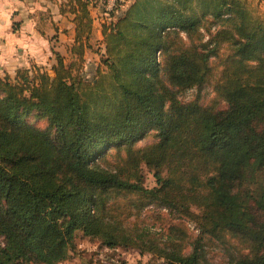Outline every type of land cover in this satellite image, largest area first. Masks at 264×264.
<instances>
[{"label": "trees", "instance_id": "16d2710c", "mask_svg": "<svg viewBox=\"0 0 264 264\" xmlns=\"http://www.w3.org/2000/svg\"><path fill=\"white\" fill-rule=\"evenodd\" d=\"M247 2L134 0L103 27L108 77L75 75L82 44L78 63L0 75V264H61L77 232L159 264H211L206 239H231L232 264H264V15ZM69 6L90 40L91 0ZM211 84L226 111L178 98ZM149 206L168 211L165 233L129 223Z\"/></svg>", "mask_w": 264, "mask_h": 264}, {"label": "rangeland", "instance_id": "374dc122", "mask_svg": "<svg viewBox=\"0 0 264 264\" xmlns=\"http://www.w3.org/2000/svg\"><path fill=\"white\" fill-rule=\"evenodd\" d=\"M250 10L256 16L264 15V0H247ZM92 2V16L98 17L96 20H103V24L99 21V29L93 30L91 38V50H89V63L84 62L80 65L79 71H75V75H82L86 82L96 79L98 72L108 77V70L101 62V56L104 54V38L98 37L97 32L103 29L104 25H108L115 21L116 17L127 10L129 5H132L134 0H91ZM97 10V12L95 11ZM91 13V12H90ZM106 13L108 14L106 16ZM218 25L211 27L207 32L202 30L205 40H208L209 35L214 33ZM185 39V38H184ZM227 50L223 49L221 56L226 55ZM68 60V59H67ZM70 61V60H68ZM212 66L215 67L216 73L219 69V61L213 60ZM84 64V65H83ZM52 64L50 66H43L42 71L51 73ZM4 76V75H2ZM105 77V78H107ZM202 88H194L185 92H178V98L182 103H191L199 101L203 107L212 106L217 112H224L228 109L227 103L220 99L213 90V84ZM31 124L41 129H46L48 123L46 120L32 116L29 118ZM55 137V131L52 132ZM156 134L151 133L143 141L138 144L139 148H144L156 144ZM141 175L143 177V185L147 189L156 187V180L154 173L145 165L142 168ZM131 225H139L141 227L149 228L152 233L163 234L167 228L173 224V221L163 208H156L149 206L139 218H133L129 222ZM189 237L194 240L198 232L195 225L191 222H185ZM74 249L70 252L67 261L61 264H159V260L155 257L145 254L141 255L139 251L134 249H109L105 247L100 241L87 238L81 232L76 233L74 241ZM206 252L209 262L211 264H232L238 255L239 246L234 241L229 239L226 243L211 241L206 239ZM28 264V263H27Z\"/></svg>", "mask_w": 264, "mask_h": 264}, {"label": "crops", "instance_id": "0c3cea01", "mask_svg": "<svg viewBox=\"0 0 264 264\" xmlns=\"http://www.w3.org/2000/svg\"><path fill=\"white\" fill-rule=\"evenodd\" d=\"M71 3L72 0H0V75L14 77L23 69L44 70L43 66L57 64L58 55L66 66L78 63L75 48L81 44L83 63H89L92 35L90 40L77 42L76 16L69 11ZM90 12L93 33L103 20L92 16V8ZM102 32L103 29L97 32L99 38H103Z\"/></svg>", "mask_w": 264, "mask_h": 264}]
</instances>
